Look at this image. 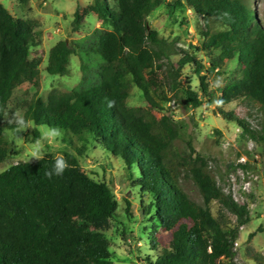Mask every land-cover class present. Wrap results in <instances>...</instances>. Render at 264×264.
I'll use <instances>...</instances> for the list:
<instances>
[{"label": "trees", "instance_id": "obj_1", "mask_svg": "<svg viewBox=\"0 0 264 264\" xmlns=\"http://www.w3.org/2000/svg\"><path fill=\"white\" fill-rule=\"evenodd\" d=\"M170 1L225 26L216 32L204 31L201 45L207 54L221 50L214 66L235 57L241 65L240 77L218 88V110L232 118L222 106L240 98L264 108V28L257 23L249 0ZM164 2L94 0L88 4L83 13L92 12L111 26L100 35L96 48L104 60L97 82L81 91H52L46 101L38 97L41 58L30 56V48L39 44L32 22L15 17L0 2V162L11 151L7 132L15 128L10 121L16 112L7 103L18 86L29 84L35 92L23 113L27 121L55 130L71 145L100 143L135 170L156 223L169 233V241L159 247L150 264H238L234 244L239 228L251 220L248 206L218 187L206 159L198 154L189 157L190 176L203 202L191 200L180 186V163L171 152L177 124L167 114L157 116L152 111L161 106L155 97L167 102L179 96L197 107L212 95L203 77L199 91L182 85L180 69L170 59L177 53L176 46L149 27L148 15ZM83 13L76 10L74 21L78 23ZM74 51L66 40L58 41L50 49L45 70L65 75ZM187 63L197 60L186 54L180 64ZM132 85L142 90L152 109L143 112L127 104ZM232 119L263 147L264 159V125L252 129L243 119ZM31 134L34 139L41 136L37 128ZM62 156L68 167L51 179L46 173L56 156L50 153L0 172V264H113L108 240L99 229L114 215L115 197L106 182L85 172L75 154ZM212 202L235 216V224L217 219ZM155 233L150 239L158 247Z\"/></svg>", "mask_w": 264, "mask_h": 264}, {"label": "rangeland", "instance_id": "obj_2", "mask_svg": "<svg viewBox=\"0 0 264 264\" xmlns=\"http://www.w3.org/2000/svg\"><path fill=\"white\" fill-rule=\"evenodd\" d=\"M0 2L15 17L31 21L34 33L37 34L39 44L30 48V56L41 58L42 78L38 97L46 101L52 91H81L97 82L98 71L104 60L96 48L100 35L110 30L111 26L103 23L92 12L83 13L85 7L94 0ZM108 2L111 4L113 0ZM248 3L255 13L257 23L264 28V0H249ZM76 10L84 14L78 23L74 21ZM147 22L151 29L176 46L177 53L172 54L170 59L180 69L182 85L199 91V80L203 77L212 95L205 97L197 107L179 96L167 102L155 97L161 106L152 109L142 90L132 85L127 104L143 112L152 109L157 116L167 114L176 122L178 136L173 141L171 152L173 159L180 163V186L191 200L199 204L203 202L201 193L190 176L189 157L198 154L206 159L218 187L224 193L231 194L237 203L248 206L251 220L239 228L234 244L236 261L238 264H264L263 147L257 145L232 119L238 117L252 129H258L264 125V108L249 98H240L222 106L223 112L231 113L232 118L223 115L217 108L221 96L218 88L238 79L241 65L235 57L214 66L213 60L217 59L221 50L214 49L207 54L201 48L205 40L204 31L216 32L225 26L214 18L205 21L188 7L182 9L170 0H165L154 9L148 15ZM60 40H66L75 51L70 56L65 75H50L45 70L49 52ZM186 54L193 55L197 63L181 65ZM34 92L35 88L29 84L18 86L13 91L7 108L23 114ZM33 128L41 133L38 139L42 140L46 154H75L86 173L98 181L106 182L110 187L117 209L99 230L108 240L112 263L150 264L149 260L156 258L159 247L169 241V233L162 231L157 224L154 212L148 207L149 199L137 184L138 175L135 170L128 169L122 159L103 149L100 143L78 141L71 145L55 132L31 122V126L23 133H17L15 139L13 131L8 130L11 151L0 162V172L27 157L37 140L32 137ZM34 160L37 159H30ZM242 163L248 164V167L239 166ZM211 208L217 219H224L230 225L235 224V216L219 210L218 203L212 202ZM90 229L94 230V227L90 225ZM156 229L157 233L154 232ZM252 232L255 236L249 238ZM152 233H155V238L160 243L158 247L150 239Z\"/></svg>", "mask_w": 264, "mask_h": 264}, {"label": "clouds", "instance_id": "obj_3", "mask_svg": "<svg viewBox=\"0 0 264 264\" xmlns=\"http://www.w3.org/2000/svg\"><path fill=\"white\" fill-rule=\"evenodd\" d=\"M10 123L15 125L13 129V139L16 138L17 133H23L31 126V122L25 119V116L16 112L13 114ZM55 131V130H53ZM59 134L58 132L56 133ZM46 154V148L42 143L41 139H37L34 141V144L31 148V151L27 154V157L24 159V163L28 164L31 158H35L37 160H42ZM68 167V163L62 155H58L55 157L54 162L52 163L51 169L46 173L49 179L53 176H61L63 175L65 169Z\"/></svg>", "mask_w": 264, "mask_h": 264}, {"label": "water", "instance_id": "obj_4", "mask_svg": "<svg viewBox=\"0 0 264 264\" xmlns=\"http://www.w3.org/2000/svg\"><path fill=\"white\" fill-rule=\"evenodd\" d=\"M67 42V41H66Z\"/></svg>", "mask_w": 264, "mask_h": 264}]
</instances>
